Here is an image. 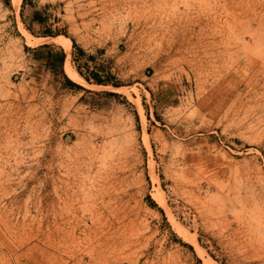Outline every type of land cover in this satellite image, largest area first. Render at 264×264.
Returning a JSON list of instances; mask_svg holds the SVG:
<instances>
[{"label": "rangeland", "instance_id": "rangeland-1", "mask_svg": "<svg viewBox=\"0 0 264 264\" xmlns=\"http://www.w3.org/2000/svg\"><path fill=\"white\" fill-rule=\"evenodd\" d=\"M207 257L264 264V0H0V264Z\"/></svg>", "mask_w": 264, "mask_h": 264}, {"label": "bare ground", "instance_id": "bare-ground-1", "mask_svg": "<svg viewBox=\"0 0 264 264\" xmlns=\"http://www.w3.org/2000/svg\"><path fill=\"white\" fill-rule=\"evenodd\" d=\"M20 3H21V0H14V4L16 6H18ZM48 41H54V42L60 44L61 46H63L65 48L67 54L69 53L71 41H70L69 38H67L65 36H62V35L61 36L58 35V36H56L54 38L49 37V36H46V37H30V36H28L27 39H26V43L29 46H37V45H39L41 43L48 42ZM64 62H65L64 68H65L66 75L68 76V78H70L74 82L78 83L79 85H82V86L87 87V88L104 87V88H106V89H108L110 91H117V90L120 91L122 89L121 87H114V86H111V85L104 86V85H101V84L89 83L82 76H80L78 74V72L74 69V67L69 63L68 57L66 58V61H64ZM136 106L139 109V111H140V113L142 115V118H143V114H142V111H141V108H140V105H139L138 101H136ZM146 142H147V139H146ZM154 178H155L156 181L158 180L156 175H155ZM154 197L158 200V202L161 205H164V201H163V199H161V197L159 195L156 194V195H154ZM173 224H174V226H177V224L175 222H173ZM186 238L188 239L187 240L188 243L197 246V242H196V239L194 237L193 238L192 237L191 238L190 237H186ZM204 264H216V263L210 257H207L204 260Z\"/></svg>", "mask_w": 264, "mask_h": 264}, {"label": "trees", "instance_id": "trees-1", "mask_svg": "<svg viewBox=\"0 0 264 264\" xmlns=\"http://www.w3.org/2000/svg\"><path fill=\"white\" fill-rule=\"evenodd\" d=\"M45 35H49V34H45ZM42 46H47V44H43ZM63 58H64V54L62 53L61 57H60V62L63 61ZM63 77L68 84L81 88V86H79L78 84H76L73 81H71L70 79H68L64 74H63ZM93 80L96 84H103L104 83V81L102 79H100L97 75H94ZM151 202H152L151 204L153 205L154 204L153 201H151Z\"/></svg>", "mask_w": 264, "mask_h": 264}, {"label": "crops", "instance_id": "crops-1", "mask_svg": "<svg viewBox=\"0 0 264 264\" xmlns=\"http://www.w3.org/2000/svg\"><path fill=\"white\" fill-rule=\"evenodd\" d=\"M7 1H9V0H7ZM31 18L33 19V20H35V21H37V20H40L41 18H42V15H41V13L40 12H38V11H33L32 12V14H31ZM34 36V35H33ZM46 36H48V35H42V36H36V37H46ZM58 36V35H57ZM49 37H56V36H49ZM48 42H50V41H48ZM52 42H54V41H52ZM55 43V42H54ZM41 44H43V43H41ZM44 44H48L47 42H44ZM57 44V43H56ZM40 45V44H39ZM40 46H42V45H40ZM60 46V45H59ZM42 47H47V46H42ZM66 59V58H65ZM64 58H63V61H62V64H63V69H64ZM80 86V85H79ZM73 87H75V86H73Z\"/></svg>", "mask_w": 264, "mask_h": 264}]
</instances>
